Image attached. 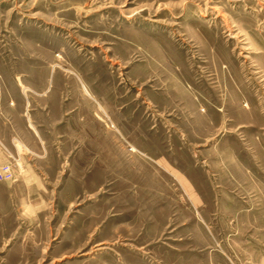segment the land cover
Segmentation results:
<instances>
[{
    "label": "rangeland",
    "instance_id": "1",
    "mask_svg": "<svg viewBox=\"0 0 264 264\" xmlns=\"http://www.w3.org/2000/svg\"><path fill=\"white\" fill-rule=\"evenodd\" d=\"M0 264H264V0H0Z\"/></svg>",
    "mask_w": 264,
    "mask_h": 264
},
{
    "label": "built area",
    "instance_id": "2",
    "mask_svg": "<svg viewBox=\"0 0 264 264\" xmlns=\"http://www.w3.org/2000/svg\"><path fill=\"white\" fill-rule=\"evenodd\" d=\"M2 175L3 174H8L9 175V178H11V176L13 175L12 174V171H11V169H10V166H6L5 168H4V170H2V173H1Z\"/></svg>",
    "mask_w": 264,
    "mask_h": 264
}]
</instances>
